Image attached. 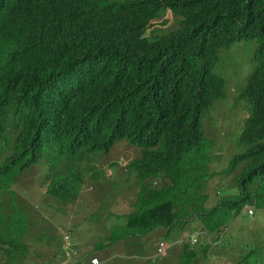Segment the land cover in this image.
Here are the masks:
<instances>
[{
    "label": "trees",
    "instance_id": "16d2710c",
    "mask_svg": "<svg viewBox=\"0 0 264 264\" xmlns=\"http://www.w3.org/2000/svg\"><path fill=\"white\" fill-rule=\"evenodd\" d=\"M167 12L174 26L155 28ZM242 40L255 43L239 94L250 111L243 150L211 171L219 155L202 115L225 96L213 68ZM122 140L139 150L124 166L137 189L112 226L97 227L109 244L192 218L219 233L246 203L264 207V0H0V264H29L39 230L15 198L18 178L44 164L45 193L72 204L83 174L97 177L83 168ZM210 172L232 174L237 193L208 189ZM53 256L46 263L65 253ZM183 256L192 264L196 251L185 244Z\"/></svg>",
    "mask_w": 264,
    "mask_h": 264
},
{
    "label": "rangeland",
    "instance_id": "374dc122",
    "mask_svg": "<svg viewBox=\"0 0 264 264\" xmlns=\"http://www.w3.org/2000/svg\"><path fill=\"white\" fill-rule=\"evenodd\" d=\"M164 18L168 19L166 24L162 25L160 23L162 19H158L155 21L154 27L168 30L174 26L170 12H167ZM254 46V41L242 40L218 51V60L213 72L224 79L225 96L215 99L202 115L203 132L214 140L215 149L213 151L214 154L219 155L217 156L218 165L214 160L217 166L213 161L210 163V165L212 164L209 165L211 171L221 172L226 169L230 157L243 150L242 147H237L236 141L250 111L247 102L239 94L253 67L251 56ZM217 147H219L218 150ZM87 155L88 162L96 153H87ZM138 156L139 150L123 140L118 142L106 155H98L94 165L89 164L83 168L84 173L92 169L97 177H92L94 175L89 172L83 174L86 178L85 184L82 185V194L72 204L66 205L45 193L47 181L43 179L46 165L36 164L26 170L12 188L16 191L15 198L19 205L25 206L27 211L33 212L34 223L38 224L39 222L37 226L39 230H36L35 224L34 227H30L31 234L35 239L33 241L27 239L31 252H33L28 256L31 258L29 264L46 263L47 259L54 257L55 252L60 254L61 251H64L65 254L67 252L70 255L73 250L76 259L83 257L84 254H89L88 247H76L72 241L71 237H74L76 233L81 236L89 234V241L86 242L88 245L96 241H106L107 236L102 232L105 230H98L97 227L99 225L112 226L115 222L112 212L115 210L120 213L126 210L127 204L133 198L137 187L132 178L127 180L124 166L128 161ZM81 163L86 165L84 160H81ZM210 173L213 175L209 179L212 180L208 189L211 186H216L221 198L237 193L233 178L230 177L232 174ZM113 182L116 187H113ZM109 190L113 194L107 198ZM249 190L252 191V188L249 187ZM116 195H118L116 199L120 201L121 209L117 205V209H114L112 205V199ZM214 199L215 196H212L210 203ZM247 208H251L253 213H248ZM226 224L219 233L207 234L204 230L205 225L200 220L192 218L185 221L184 226L171 229L167 241L174 236L187 242L194 232H199L198 243L192 246L196 251V257L192 264H264V207L246 203L241 211ZM66 231H72V235L70 234L68 239L70 246H67L68 243L62 240L59 235L62 233L64 238L65 234L63 233ZM58 237L60 238L56 240L55 238ZM162 243L164 244L163 251H165V243ZM117 247L118 245H114L113 250L119 254L130 251V249L119 251L115 249ZM124 247L120 246L119 248ZM205 247L206 252L204 253L202 251ZM149 250L153 251L152 248H148L147 251ZM174 254H177V251H174ZM174 254L169 249L157 257H151L152 263L150 264H167L166 261L173 260L174 264H180V261L184 260V256L182 259L180 256V261H178ZM128 260L132 262L139 260L135 251H132Z\"/></svg>",
    "mask_w": 264,
    "mask_h": 264
},
{
    "label": "crops",
    "instance_id": "0c3cea01",
    "mask_svg": "<svg viewBox=\"0 0 264 264\" xmlns=\"http://www.w3.org/2000/svg\"><path fill=\"white\" fill-rule=\"evenodd\" d=\"M69 235H72V231H68ZM171 232H166V229L157 228L153 232H150L146 235L141 236H135L133 238H130L129 240H122L118 241L113 244H109L107 241H96L92 242V244H87L86 242L89 241V234L85 236L78 235V233L75 234L74 237H71L73 242L75 243L76 247H88V253L84 254L83 257L76 259L77 264H90V260L93 257H97L99 259V264H150L152 263L151 257H157V255L162 254V252H166L167 250L171 249L173 254L174 251H177V254H174L175 257H177L178 261L181 256V254L184 252V245L189 244L190 247L193 246V244L198 243H192L191 239L193 238V235L196 234L194 232L192 236L190 237V240L185 242L183 239H180L178 237L172 236L168 241L167 238H169ZM144 237H147L148 239H145ZM159 241H163L165 243V251H163V247L161 251H158L159 248ZM105 245V246H104ZM114 245H118L117 250L123 251L125 249H130L128 253H122L119 254L113 250ZM103 246V247H102ZM125 246L124 248L119 247ZM148 248H152L153 251L148 250ZM92 249V250H91ZM178 249V250H177ZM92 251V252H89ZM132 251H135L136 255H138V259L136 262L129 261L128 258L130 257ZM111 252V253H110ZM91 254V255H90ZM150 258V259H149ZM79 261V262H78ZM39 263V262H38ZM166 263H173L174 260L171 262L166 261Z\"/></svg>",
    "mask_w": 264,
    "mask_h": 264
},
{
    "label": "built area",
    "instance_id": "2783aa9c",
    "mask_svg": "<svg viewBox=\"0 0 264 264\" xmlns=\"http://www.w3.org/2000/svg\"><path fill=\"white\" fill-rule=\"evenodd\" d=\"M249 213H251V210H249ZM65 235H64V238H63V240H65L68 244H67V246H70V243H69V233H64ZM197 241V237H196V235L195 236H193V238H192V242H196ZM159 248H158V251L160 252L161 251V249H162V247L164 246V244L163 243H159ZM65 253V252H64ZM74 251L72 250L71 252H70V255H69V253H67L66 252V254H65V257L64 258H62L61 260H57V261H52L51 263H49V264H72V261L75 259V256H74ZM90 264H99V259L97 258V257H93L91 260H90Z\"/></svg>",
    "mask_w": 264,
    "mask_h": 264
},
{
    "label": "clouds",
    "instance_id": "9594fccd",
    "mask_svg": "<svg viewBox=\"0 0 264 264\" xmlns=\"http://www.w3.org/2000/svg\"><path fill=\"white\" fill-rule=\"evenodd\" d=\"M249 210H251V208H247V211H248V213H249ZM253 212H252V210H251V213L250 214H252ZM65 233H68V231H66ZM62 234V233H61ZM64 234V233H63ZM196 235V237H197V239H198V237L200 236V233L199 232H196V234H194L193 236H195ZM191 242H192V239H191ZM197 242V241H196ZM196 242H192V243H196ZM160 247V246H159ZM164 248V247H163ZM49 263H51V262H49ZM49 263H45V262H39V263H36V264H49Z\"/></svg>",
    "mask_w": 264,
    "mask_h": 264
}]
</instances>
